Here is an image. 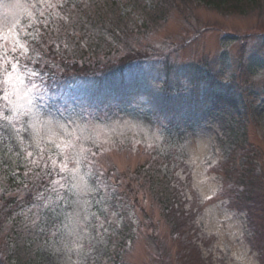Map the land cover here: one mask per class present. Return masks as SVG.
<instances>
[{
  "label": "rangeland",
  "instance_id": "rangeland-1",
  "mask_svg": "<svg viewBox=\"0 0 264 264\" xmlns=\"http://www.w3.org/2000/svg\"><path fill=\"white\" fill-rule=\"evenodd\" d=\"M108 1L96 9L92 0H48L56 7L44 10L40 0H0V54L18 62L24 80L5 83L11 65L0 68V161L12 176L26 164L25 185L11 193L3 187L0 197L18 202L11 212L23 216V236L33 242L23 260L264 264V0L221 9L199 0H137L132 31H118L119 40L110 28L128 27H116ZM10 5L21 6L15 27L5 23ZM97 10L111 19L109 28L94 22L85 34L87 13ZM96 31L109 41L99 47L118 44L117 53L99 59L93 76L74 75V66L62 72L66 55L78 41L89 47ZM15 39L28 49L23 56L11 51ZM5 93L22 104L31 99L25 108L38 117L34 129L28 117L14 124L2 118L11 115ZM39 121L65 127L49 133ZM84 126L98 137L83 146L96 153L90 159L103 172L106 201L101 192L87 204L74 202L67 173L49 159L63 160ZM40 182L46 189L38 193ZM12 232L10 223L2 228V250Z\"/></svg>",
  "mask_w": 264,
  "mask_h": 264
},
{
  "label": "snow or ice",
  "instance_id": "snow-or-ice-1",
  "mask_svg": "<svg viewBox=\"0 0 264 264\" xmlns=\"http://www.w3.org/2000/svg\"><path fill=\"white\" fill-rule=\"evenodd\" d=\"M40 3L44 5V10H46L47 8L55 9L56 7V5L48 3V0H40ZM19 7L21 6H9V9L12 11V18L9 19L8 17H6V24H11L12 27H15L20 23V20L17 18V13L14 11ZM30 7L31 6L24 7L23 11L31 18L33 13L30 11ZM44 10H41V16L44 15ZM18 48L22 49V51L20 52L21 56H23L28 51V49L19 41V39H15L11 51L15 53ZM7 63H10L11 70L4 69V71L6 72V79L4 82L9 83L12 81L13 77H15V82L23 85L24 80L18 67V62L5 60L3 58V54H0V68H3L4 64ZM33 87L35 86L33 85ZM17 96H19L18 92ZM3 99L8 101V104L10 105L11 115L2 117L8 122V124H14L17 119L28 117L30 127L33 129L36 127L38 117H36L35 114H33L30 110L25 108V104L29 106L31 105V99L25 98V103L22 104L18 101L9 99L8 93H5ZM39 122L43 123L44 128L49 133H54L56 129H63L65 127L64 125L58 124L53 121ZM80 131L82 133L81 136L70 139L67 142L66 147L70 148L71 152L64 154L63 160L52 159V157H49V159L51 160L53 166H56L57 164L60 165V173H67L65 177L66 184L69 187V190L73 193V196L77 198L74 202H82L84 204H87L90 198L95 195H99L101 192H103L102 199L106 201L109 197V194L106 191L107 184L103 179V172L97 173V171L93 168L94 161L90 159V156L94 157L96 153L93 152L91 148H86L83 146L87 141H91L93 144H95L98 137L92 135V132L89 130L88 126L82 127ZM36 134L37 136L39 135L38 130ZM57 147H59V145H57ZM28 155L31 156L32 153L29 152ZM70 161L74 164V167L72 168L68 167V163ZM33 163H35V161H33ZM91 177H95V181L90 179ZM105 211H107V209H105ZM72 235H76L77 238H79V234L76 232H73ZM65 247H67V245H65ZM77 247H80V245H77Z\"/></svg>",
  "mask_w": 264,
  "mask_h": 264
},
{
  "label": "trees",
  "instance_id": "trees-1",
  "mask_svg": "<svg viewBox=\"0 0 264 264\" xmlns=\"http://www.w3.org/2000/svg\"><path fill=\"white\" fill-rule=\"evenodd\" d=\"M92 1H93V4H97L96 9H98L99 5H102V6L105 5V3L103 4V0H92ZM120 1L121 0H113L112 2L108 1V3H110L109 4L110 6H107L108 9H111V12L116 10L118 13V15L116 16V20H117L116 27H118V28L121 26H123V27L127 26L128 27L126 29L120 28L117 30L110 28L109 32L113 33L112 36L113 37L115 36L116 39H118V40L120 39L118 31H122L123 34H125L126 32L132 31L130 29L131 25H129L128 21L132 17H134L135 13L138 12V9L136 6L137 0H128V3L126 5L121 6L122 8L118 7V3ZM199 1L204 2L206 5H209V6L212 5L217 9H221L224 6H228V7L229 6H237V5L239 6L238 0H199ZM241 1L246 2L247 4H250V5H252L253 2H256V4L258 2L257 0H247V1L241 0ZM238 6H237V8H239ZM233 9L235 10V8L230 7L229 11H232ZM141 11H146V10L143 8V10H141ZM100 12H101V10L96 11V14H98L97 16L93 15V13H87L89 15L88 20H89L90 25L86 24L84 26V33L85 32L89 33L91 31L95 30L94 29V22L98 23L99 27H101V28H102V26L104 28H109L108 24L111 21V19H108L109 21L105 20L104 16L99 18ZM151 19L154 20V17H151ZM98 20H100V21H98ZM157 20L158 19H156V21ZM144 26H145L144 27L145 29L148 28V26H146V25H144ZM99 30H101V29L99 28ZM113 30H116V35H115ZM71 35H72V39H75L77 36L76 33H72ZM97 35L100 37L96 38V39L93 38L94 40L92 39V41L90 43L93 42L94 44H96V46H98V48H94L95 45H91L90 43H88L90 45L89 47L82 48L81 43L78 41L77 42V48H76L77 50L74 53H68V55H66V58L70 61V63L67 65L69 67L74 66L75 67L73 69L74 71L83 70V68H79L76 66L80 64L79 63L80 61L82 62V60L86 58V55L88 56L87 60L89 59L90 55H92V58H93V60L91 62H89L88 64L86 63L87 60L85 62H83L84 64L87 65L86 67L92 68L93 70H100L99 67H101V63L98 60V55H104L105 57H109L108 55L111 52L114 51V54H115L119 50L118 44L111 45V43H107L106 47L100 48V47H102V43L105 44L108 41V36H103L98 32H97ZM77 53L80 54L79 57H75V55ZM59 57L61 59L64 58V56H60V55H59ZM253 177H254L253 174H251L250 179ZM40 183L42 184V187L40 189H42V190L46 189L45 184H43L42 182H40ZM12 189L10 190V187L7 186V189H5V193H9V191L10 192L13 191ZM7 204H9L8 207L6 206ZM16 204H18V202L13 203V200H11V199H8L7 201H5L4 196L0 197V232H1V230L5 224L10 223L12 226V231H13L12 234L14 235L10 238L9 237L6 238V242H4V244H3V246H4L3 250H2V246L0 247V254L2 251V255H0V258L2 256L6 255L4 259L0 260V263L2 261V264H3V262L5 260V261H9L10 264H34L35 263L34 259L26 258V260H23V258H22L24 251L26 252L27 249H30L33 242L28 243L27 237L23 236V234L28 231V230H25L27 226L24 222L23 216H14L13 212H11V210L13 209V207ZM1 206H3L5 209H2Z\"/></svg>",
  "mask_w": 264,
  "mask_h": 264
}]
</instances>
